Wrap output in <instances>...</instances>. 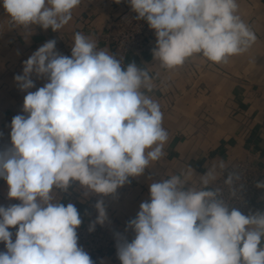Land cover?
I'll list each match as a JSON object with an SVG mask.
<instances>
[{
    "label": "clouds",
    "instance_id": "9594fccd",
    "mask_svg": "<svg viewBox=\"0 0 264 264\" xmlns=\"http://www.w3.org/2000/svg\"><path fill=\"white\" fill-rule=\"evenodd\" d=\"M81 0H3L12 22L58 31L72 19ZM120 3L121 0H115ZM155 31L153 60L165 69L184 64L194 54L215 63L246 51L255 34L236 14V0H129ZM16 75L22 91L35 87L31 75L48 82L24 97L25 115L11 121L12 146L0 151V178L9 199L0 206V264H94L78 245L80 214L74 204L55 201L53 190L67 191L78 181L85 197L115 194L139 177L150 162L160 161L168 132L158 102L146 92L153 77L135 62L121 60L80 32L74 35L71 57L56 51L49 40L23 62ZM218 167L225 165L220 161ZM214 165L200 175V188L189 185L181 170L150 184V201L128 227L135 238L118 240L121 264H264V212L245 215L209 187ZM240 176L224 180L237 196ZM264 187V182L257 183ZM90 227L104 224V201ZM13 233L9 227L17 226ZM119 236V234H117Z\"/></svg>",
    "mask_w": 264,
    "mask_h": 264
},
{
    "label": "crops",
    "instance_id": "0c3cea01",
    "mask_svg": "<svg viewBox=\"0 0 264 264\" xmlns=\"http://www.w3.org/2000/svg\"><path fill=\"white\" fill-rule=\"evenodd\" d=\"M236 3V14L256 39L246 51L228 57L227 62L215 63L194 54L181 66L162 68L159 61L153 60L156 35L149 25L145 49L130 53L124 61L125 67L135 62L147 68L153 77V90L146 94L159 103L162 126L168 132L161 160L150 162L141 176L130 177V182L118 188L115 194L85 197L78 181L72 182L66 192L53 190L55 201L65 206L74 204L81 220L87 215L90 203L96 205L97 201H104L107 220L102 226L111 233L112 241L109 251L93 259L94 264H121L117 256L118 240L131 242L135 238L128 223L136 218L140 204L150 201L151 183L183 170L189 182L186 188L191 185L198 190L200 175L214 165H217L218 179L239 159L264 160V0H236ZM135 17L137 13L129 0L120 3L81 0L73 9L68 24L58 31L45 30L39 25L15 24L0 0V151L12 146L13 117L27 116L23 111L24 97L48 82L46 77L32 74L35 87L22 91L14 77L23 75L24 61L53 39L56 51L70 58L77 32L91 37L98 50L113 55L112 43L105 34L116 32L121 24H129ZM220 161L225 165L222 170L218 167ZM214 182L209 187L213 188ZM8 190L6 180L0 178V206L21 203L9 199ZM97 216L95 207L96 219ZM8 230L13 233L14 241L18 225ZM261 247H264V240ZM2 251H6V247L0 242Z\"/></svg>",
    "mask_w": 264,
    "mask_h": 264
},
{
    "label": "built area",
    "instance_id": "2783aa9c",
    "mask_svg": "<svg viewBox=\"0 0 264 264\" xmlns=\"http://www.w3.org/2000/svg\"><path fill=\"white\" fill-rule=\"evenodd\" d=\"M148 24L136 17L129 24H121L116 32H107L105 37L112 43L113 55L121 60L122 65L130 53L145 49V37ZM231 172L239 174L240 181L237 196L230 194L224 180ZM264 182V160L255 162L249 158L239 159L233 166L225 169L214 182L213 188L222 189V198L229 203V210L236 208L243 214L261 212L264 209V187L257 183ZM96 221L95 204H89V210L81 225L77 228L78 245L93 259L109 251L112 241L111 233L102 225L96 224L94 231H89L90 225Z\"/></svg>",
    "mask_w": 264,
    "mask_h": 264
}]
</instances>
